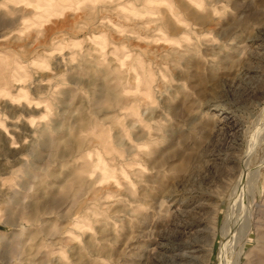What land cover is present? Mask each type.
I'll use <instances>...</instances> for the list:
<instances>
[{"label":"rangeland","instance_id":"374dc122","mask_svg":"<svg viewBox=\"0 0 264 264\" xmlns=\"http://www.w3.org/2000/svg\"><path fill=\"white\" fill-rule=\"evenodd\" d=\"M0 264H264V0H0Z\"/></svg>","mask_w":264,"mask_h":264},{"label":"bare ground","instance_id":"6f19581e","mask_svg":"<svg viewBox=\"0 0 264 264\" xmlns=\"http://www.w3.org/2000/svg\"><path fill=\"white\" fill-rule=\"evenodd\" d=\"M212 102H213V101H212ZM209 104H211V103H209ZM213 106H214V105H210V107H211L210 109H213Z\"/></svg>","mask_w":264,"mask_h":264}]
</instances>
